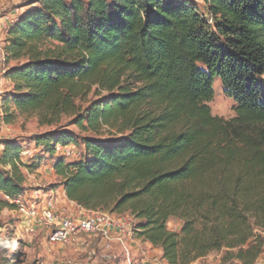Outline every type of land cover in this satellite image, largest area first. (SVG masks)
Listing matches in <instances>:
<instances>
[{
  "label": "trees",
  "instance_id": "trees-1",
  "mask_svg": "<svg viewBox=\"0 0 264 264\" xmlns=\"http://www.w3.org/2000/svg\"><path fill=\"white\" fill-rule=\"evenodd\" d=\"M28 0L4 39V122L64 116L112 138L36 135L68 200L130 213L167 264L264 249V0ZM220 78L231 119L209 103ZM91 95L94 97L91 98ZM89 103L83 106L84 103ZM0 210L26 192L21 143H0ZM81 149V160L55 152ZM41 159V158H40ZM36 158L33 163H40ZM181 220L180 232L168 227ZM45 230V229H42ZM46 232V231H45Z\"/></svg>",
  "mask_w": 264,
  "mask_h": 264
},
{
  "label": "rangeland",
  "instance_id": "rangeland-1",
  "mask_svg": "<svg viewBox=\"0 0 264 264\" xmlns=\"http://www.w3.org/2000/svg\"><path fill=\"white\" fill-rule=\"evenodd\" d=\"M27 1L28 0H0V17L10 13L16 15L21 14V9L25 8L24 3ZM189 1L193 4H197L202 11L206 10L203 0ZM6 34L7 33L4 32L3 24L0 23V38L5 39ZM13 64H17V62H10L8 65L6 64L5 67ZM2 67L3 65L1 68ZM2 74L1 69L0 75ZM9 83L0 80V143L5 138L18 139L22 146V160L29 164H38L39 166L33 170L23 168L26 177V195L21 199L20 203H15L16 206L13 209L4 208L0 210V264H66L64 261L65 259L72 260L73 264H99L100 258L97 257V255L100 253H92L91 250L95 247L93 244L88 247L86 244H79L75 245L73 248L51 253L46 246V230L37 228L32 231L28 224L29 222L23 215L26 213L20 209V206L24 205L26 208L25 211L32 208L34 204L42 207L50 197V199H52L60 208H66L71 211L73 210L77 213L81 211L79 205L67 199L61 184L62 178L56 175L55 170L53 169V159L42 151V146H36V143L33 140L36 135L47 132H62L65 130L73 136L74 142L76 141L80 145L84 144L83 139L86 137H112H110L109 133L105 130L102 131V134L100 135L92 133L91 131H85L76 125L74 122L75 117L68 116H64L60 123L53 126L40 125L37 117L25 116H18L14 123L6 124L3 117L4 111L1 108V100L12 89V83L10 81ZM214 89V98L209 103L212 114L224 119L235 117V101L226 96L223 83L218 77L215 78ZM91 98L93 99L94 97L91 95ZM88 104V102L84 103L83 106H87ZM1 145L0 150L2 147ZM36 158H41L40 163H33ZM35 190L41 191L42 198L40 200H36V198L33 197L32 193ZM122 214L130 213L126 212ZM181 225V220L177 218L170 219L168 223L169 229L176 232H180ZM139 249L142 250L139 251V254L145 252L147 256L151 258V260L148 261L150 262L148 264L162 260V252L159 251V248L150 246L142 241ZM223 255V251L212 252L207 257L200 259L199 264H239L237 261H227L224 263L222 261ZM136 260L139 261L138 264H143L141 263L142 260L139 255H137ZM255 264H264V249Z\"/></svg>",
  "mask_w": 264,
  "mask_h": 264
},
{
  "label": "built area",
  "instance_id": "built-area-1",
  "mask_svg": "<svg viewBox=\"0 0 264 264\" xmlns=\"http://www.w3.org/2000/svg\"><path fill=\"white\" fill-rule=\"evenodd\" d=\"M16 19V16L10 14L0 17L4 32L7 33L9 26ZM2 61L4 76L6 72L4 51ZM55 152L68 160H81L83 156L81 149L73 144H58L55 146ZM26 193L19 195L14 202L20 203ZM32 194L36 200L42 198L41 191L35 190ZM80 208L82 212L79 213L60 208L50 197L42 207L34 204L25 211L24 205L20 206V209L26 213L23 215L32 231L37 228L46 230V246L51 253L73 248L79 244H86L87 247L93 244L95 247L91 250L92 253H100L97 255L100 258L99 264H138L137 255L141 257V263H150L148 261L151 258L145 252L139 254L142 241L135 236L137 220L134 216L112 214L101 209H86L82 206ZM199 260L190 264H199ZM64 261L66 264H73L72 260ZM152 264H167V262L162 259Z\"/></svg>",
  "mask_w": 264,
  "mask_h": 264
},
{
  "label": "crops",
  "instance_id": "crops-1",
  "mask_svg": "<svg viewBox=\"0 0 264 264\" xmlns=\"http://www.w3.org/2000/svg\"><path fill=\"white\" fill-rule=\"evenodd\" d=\"M16 10H19V9H16ZM21 11L23 12L24 11V9H21ZM10 15H14V16H17L16 14H14V13H10ZM0 23H1V20H0ZM4 38H0V61H1V63H0V70L2 69L1 68V66H2V53H3V50H4V48H3V46H4ZM2 78V79H1ZM0 80L2 81V82H4V81H6V83H9V80L5 77V76H3V75H0ZM10 84V83H9ZM2 86V85H1ZM2 88V87H1ZM3 91V90H2ZM1 105H2V103H1ZM1 145V144H0ZM2 147H1V150H2V148H3V145H1ZM0 150V151H1ZM146 244H148V245H150V246H152L150 243H148V242H145ZM160 252H162L161 251V249L159 250ZM205 258V257H204ZM203 259V258H202Z\"/></svg>",
  "mask_w": 264,
  "mask_h": 264
}]
</instances>
